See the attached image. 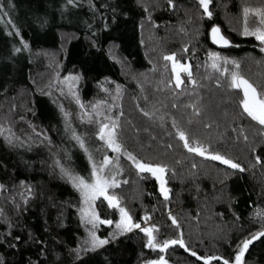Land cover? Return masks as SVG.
I'll use <instances>...</instances> for the list:
<instances>
[{
  "label": "trees",
  "instance_id": "16d2710c",
  "mask_svg": "<svg viewBox=\"0 0 264 264\" xmlns=\"http://www.w3.org/2000/svg\"><path fill=\"white\" fill-rule=\"evenodd\" d=\"M261 1L212 0L209 19L199 0H173L175 7L168 0H0V126L15 134L12 144L0 136V264H145L160 255L169 264H203L191 255L193 250L234 260L241 240L264 226L256 216L264 210V126L243 113L242 91L229 87L230 75L223 68L229 73L237 69L222 60L221 70L213 69L208 53L239 62L238 71L258 92L264 91V52L254 37L242 35L243 6L262 7ZM257 23V17H249L250 27ZM212 26H219L229 47L213 45ZM173 53L178 62L189 64L195 86L182 73L184 84L174 87L171 62L162 59ZM57 75L61 80L81 77L75 91L84 109L66 87L61 95ZM97 103L105 114L119 117V139L127 151L168 166L170 193L164 200L155 177L138 173L121 156L128 183H121L114 194L141 227L159 229L158 240L176 239L182 231L188 251L179 245L164 253L149 249L139 229L81 259L72 258L63 246L61 239L74 245L81 232L80 198L56 161L84 176L90 172L73 129L97 163L112 154L96 135L98 125L82 117ZM61 105L71 114L70 128ZM173 119L244 171L189 153ZM94 120H103V115ZM96 206L101 218L118 220V211L102 197ZM109 233L106 229L101 236ZM243 264H264V238L249 246Z\"/></svg>",
  "mask_w": 264,
  "mask_h": 264
},
{
  "label": "snow or ice",
  "instance_id": "6c2138e0",
  "mask_svg": "<svg viewBox=\"0 0 264 264\" xmlns=\"http://www.w3.org/2000/svg\"><path fill=\"white\" fill-rule=\"evenodd\" d=\"M69 4H73L74 0H68ZM168 4L172 7H175L173 0H168ZM212 4V0H199V5L203 9V14L206 15L209 19L212 18L213 12L210 10L209 6ZM11 6V5H9ZM0 11H3V4H0ZM147 11V9H145ZM7 15V13H4ZM243 16V28L242 35L244 37H254L260 44V51L264 52V6L253 8L250 6H243L242 8ZM254 16L258 18V23L254 27L249 26V17ZM151 20V17H149ZM11 23V21H9ZM143 27V24L141 25ZM11 34V33H9ZM211 41L213 44H218L224 47L230 46V41L221 34L219 26L211 27ZM16 35H19V31L16 32ZM24 48L27 49L29 46L27 43L23 44ZM16 52H19L20 49H15ZM185 52L188 51L187 48L184 49ZM209 60L211 61V67L217 71L221 70L220 61L224 65L231 63L236 71L229 73L228 68H223V73H228L230 75L229 87L232 89H240L243 93L242 98L239 103L243 109V113H246L253 121H256L259 125L264 126V91H257V88L253 86L239 71L240 68L239 62L235 60L229 61L227 58H221L220 55L216 52L208 53ZM162 59L166 62H171V71L175 74V85L174 87L180 88L184 84V80L181 78V73H186V79L193 86L196 85V81L193 77L192 72L190 71L189 66L181 64L176 59V54H167L163 55ZM167 70V64L165 65ZM78 75H69L64 77L62 80L59 75L56 77V82L63 87L60 88L61 95H64V88H67V94L71 95L76 104L79 105L81 109L85 108V105L80 100L78 93L75 91L78 81L80 80ZM220 86L219 83L217 85ZM104 91H107L105 88ZM120 86L117 85V95L119 96ZM49 94L50 93H46ZM195 108V106H192ZM61 112L64 114L66 128H70L69 117L70 113L66 112L63 106H60ZM111 111V108L108 109ZM195 114L199 115V110H195ZM103 115V120H94L95 117ZM120 115H123L121 110ZM145 116H150L149 112H144ZM87 116L88 123L95 122L98 125V131L96 133L98 139L103 142V146L106 149L111 150V152L116 153V157H110L108 155H103L101 161L97 163L89 151L86 141L78 135L75 130H72V138L79 144L80 148L84 150L88 157V161L91 165V170L87 176L81 175L78 172H75L71 168L65 167L59 160L56 161L57 166L60 168L61 174L66 180L71 184L73 189H75L79 194V204L77 206V211L79 214L81 225L85 229V236L80 241L78 247L72 251L75 253L77 259H81V253L96 252L98 249L103 248L105 245L109 244L112 240L117 239L119 236L131 232L134 229H139L147 238L145 247L156 250L159 249L160 253L166 252L171 246L179 245L181 248H184L188 251V247L184 240L183 232L179 233L178 238L176 239H164L158 240L157 233L159 229L155 226H145L141 227L140 223H136L130 214L129 210L122 206V200L116 194L111 193L110 190L116 189L120 186L121 183H128L127 180L120 181L118 180L119 176L123 175V168L120 165V157L124 156L131 164L135 167L138 173H150L155 179L159 182V190L164 200L169 199L170 189L166 187L167 180L165 179V174L168 172V166L162 162H154L151 160H143L138 158L132 152L125 149L123 143L119 139L120 120L119 117L113 118L111 115H107L101 111V104L97 103L92 106V113L84 112L82 117ZM23 119V118H22ZM162 120L163 117H160ZM189 124L192 123L191 120L188 121ZM172 127L176 129V135L179 140L183 142V147L189 152L195 155L204 157L205 159H210L213 161H218L223 165H227L232 169H238L244 171L241 165L238 162H234L231 158L227 157L220 152L210 151L208 147H205L204 144L198 139L191 137L189 133L180 127L175 119L172 120ZM210 127V125H206ZM5 132L8 135H4ZM0 136H4V139L9 143H13L15 134L12 132V129L4 128L0 126ZM247 140V136L244 137ZM50 142V141H49ZM172 147V145H168ZM100 151V149H97ZM193 168L196 167L195 164L192 165ZM143 178V177H141ZM21 185L24 186V182L21 181ZM4 186L0 185V190H3ZM28 193L32 192L30 186L26 187ZM23 197V193H21ZM103 198L104 201H107L108 207L115 209L119 213V219H106L101 218L99 211L97 210L96 202ZM27 203V199L24 200ZM2 214V210H0ZM257 218H259L264 225V210L258 211L256 213ZM150 219L149 216H145L143 220L147 222ZM169 219L172 224L175 225L177 229H180V224L177 219L169 213ZM101 225H114V231L109 233L108 237L102 238L98 235V229ZM264 238V226L260 228L255 233H251L248 237H245L237 245V252L235 254L234 260L231 258H224L217 255H205L200 256L196 251H191V255L197 260L203 261V264H213V262H221L222 264H243V257L246 251L249 249V246L256 240ZM145 264H168V260L165 259L163 255H160L158 259H152L145 261Z\"/></svg>",
  "mask_w": 264,
  "mask_h": 264
},
{
  "label": "rangeland",
  "instance_id": "374dc122",
  "mask_svg": "<svg viewBox=\"0 0 264 264\" xmlns=\"http://www.w3.org/2000/svg\"><path fill=\"white\" fill-rule=\"evenodd\" d=\"M260 3H264L263 1H261ZM199 28V27H198ZM54 55V54H53ZM180 63V62H179ZM182 64V63H181ZM186 66H189V64H184ZM259 66V65H258ZM183 73V72H182ZM182 73H181V78H182ZM174 77H175V74H174ZM175 79V78H174ZM77 87V86H76ZM116 153H113L110 155V157H116ZM121 165V164H120ZM122 167V166H121ZM89 174V173H88ZM118 180L120 181H123L124 178L123 176H119L118 177ZM114 189L110 190V194L111 193H114L113 192ZM97 203V202H96ZM78 204H79V199H78ZM78 206V205H77ZM118 219H119V213H118ZM109 230V232H113L114 231V225L113 226H108V225H101L99 226V229H98V235L101 236V233L104 232L105 230ZM85 236V229L84 227L81 225V232H79L77 235H76V239H75V244L74 245H69L67 244V242L65 241V239H61V242L63 244V246L67 249V251L69 252V254L71 255L72 258H76V255L75 253L72 251L73 249H75L76 247H78L80 241L84 238ZM102 238H104L103 236H101ZM84 254V253H81V255ZM169 264V263H168Z\"/></svg>",
  "mask_w": 264,
  "mask_h": 264
},
{
  "label": "water",
  "instance_id": "95a60500",
  "mask_svg": "<svg viewBox=\"0 0 264 264\" xmlns=\"http://www.w3.org/2000/svg\"><path fill=\"white\" fill-rule=\"evenodd\" d=\"M211 30H210V32H209V37H210V40H211ZM221 34L223 35V33L221 32ZM228 39V38H227ZM212 42V41H211ZM213 45H215L216 47H220V48H227V47H224V46H221V45H218V44H213ZM229 47V46H228Z\"/></svg>",
  "mask_w": 264,
  "mask_h": 264
}]
</instances>
